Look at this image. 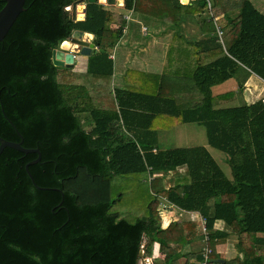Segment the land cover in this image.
<instances>
[{"label":"trees","instance_id":"16d2710c","mask_svg":"<svg viewBox=\"0 0 264 264\" xmlns=\"http://www.w3.org/2000/svg\"><path fill=\"white\" fill-rule=\"evenodd\" d=\"M77 1L26 0L0 43V138L39 151L7 148L0 156V264H202L204 226L212 264H229L216 248L232 237L240 253L232 264H264V97L239 104L251 76L264 81V13L250 0H124V12L146 24L142 37L151 25L159 32L153 36L170 40V53L186 51L187 69L166 82L134 74L132 85L114 90L116 109L106 110L87 87L58 81L69 70L55 67L52 54L76 31L93 34L98 50L88 75L112 77L111 51L131 18L82 0L86 19L74 21L68 9ZM202 17L211 34L186 40L182 25ZM159 23L174 28L159 30ZM231 80L235 90L215 92ZM172 84L201 96L202 105L178 109ZM164 115L203 126L233 179L205 147L160 150L154 125ZM180 169L188 175L171 188L156 178ZM141 174L151 188L146 216L129 222L112 212L122 195L112 199L111 181ZM163 209L174 212L167 225Z\"/></svg>","mask_w":264,"mask_h":264},{"label":"rangeland","instance_id":"374dc122","mask_svg":"<svg viewBox=\"0 0 264 264\" xmlns=\"http://www.w3.org/2000/svg\"><path fill=\"white\" fill-rule=\"evenodd\" d=\"M223 2V4H226L227 1L225 0H221ZM122 6H118L116 14L118 15L119 13L124 14L123 12H121L123 9ZM120 11V12H119ZM236 12L233 11L232 13ZM231 13V14H232ZM128 14V13H127ZM129 15V14H128ZM132 16V18H131ZM208 16V14H207ZM131 21L127 23L128 28H129V34L127 37H125L122 41H120L117 46L115 47L114 50L111 51V55H113L114 57H117V61L116 64L118 66V74L117 76H115L113 78L112 77H104L102 79L99 78H95L91 75H88V66L89 63L86 61L87 58H84L86 56H81V55H76L77 59L75 60V64L76 66L73 69H68L69 71H65L66 74L69 75H65L64 78L61 77V75L58 77V81L61 84L66 85L67 83L69 84H78V85H83L85 87H87V92L89 94H91L92 96L94 95L96 98H99V100L101 101V103H97L96 102V107L101 108V109H106V110H114L117 107L116 104V100H115V96H114V90L115 89H120V87L123 88H128V85H122V86H118L119 81H120V74H122V71L126 70L129 66L128 64H132L137 66V68H141L142 63L139 62L138 56L140 55V53H138V51L136 50L138 47L135 45L130 44L129 42L132 41L134 35H138L140 30H141V26L135 21L137 20L135 15H130ZM207 17H204V19ZM203 22V17L198 19V23H186L184 25H182L181 27V32L183 33V35L185 36V39L188 41H193V40H198L204 37H207L206 35L204 36L203 33L211 34L210 32V27H205L204 29L201 28L199 23ZM168 25V23H167ZM167 25L159 23V30L165 29L167 28ZM174 26H168L167 29L168 32L171 31V29H173ZM147 29L149 30V37L148 38H143L141 35V38L147 43H149L148 46L151 45L152 42H155L154 38L156 39V41L158 40L157 36H153V34H158V30L153 29L152 27H147ZM206 30H209L210 32H206ZM127 31V30H126ZM203 32V33H202ZM219 35H221V32H218ZM170 36L167 35V38H169ZM147 39V40H146ZM164 39L161 38V40ZM154 40V41H153ZM165 43L168 45V55H169V60L167 62V69L169 70H174L176 72L178 71H184V67L179 68L178 67H174L175 62L178 60L180 63H182V60H180V54H182V59L185 57L186 55V51H182V46L181 45H177V48L180 51V54L178 53L177 50H174L172 53H170L169 50V39H164ZM169 40V41H168ZM224 40V38H223ZM225 42V40H224ZM162 43V42H161ZM183 44V43H182ZM135 46V48L133 47ZM187 50H191V49H187ZM143 53V50H142ZM112 56V57H113ZM128 56V57H127ZM127 57V58H126ZM129 57H134V58H129ZM126 58V59H125ZM140 59H144L143 57H139ZM85 61V62H84ZM85 63V68L84 65H82V63ZM124 62H126L127 64H124ZM193 65L194 60L192 61ZM185 68L187 69L186 65H184ZM174 67V68H173ZM177 68H179L177 70ZM143 70V69H141ZM135 71V70H134ZM147 73L150 70H145ZM152 73H157V70H151ZM150 71V72H151ZM171 72H168V77L166 80H171L174 78V76H172L171 74H169ZM137 74V73H135ZM174 74V73H172ZM129 75V76H128ZM134 75V74H133ZM132 75V73H128L123 79L124 81L128 82L129 80L134 79V76ZM63 79L64 82L61 81V79ZM161 82L162 80L165 79H160ZM165 80V82H166ZM133 82V81H132ZM160 82V83H161ZM159 83V85H160ZM174 85L176 84H172L169 87V89L172 90L171 95H176V93H187V95H192L194 93L190 92V90L188 89L186 92L184 91L183 88H178L175 87ZM137 86V85H136ZM165 86V83H164ZM174 88V90H173ZM237 88L236 86V81L235 80H231L219 87H217L215 89V92L218 93H222L225 91L231 92L233 90H235ZM155 89V88H154ZM160 91V88L158 86V92ZM184 96L185 94H178L177 96ZM263 96V95H262ZM263 98V97H262ZM241 101V100H240ZM246 101V100H245ZM222 102L217 101V104L219 107H224V104H221ZM243 103L242 101L239 103L241 104ZM230 105H239L236 102L234 104H232L231 102H229ZM163 120H157L155 122L154 125V129H156V131L159 132V139H158V148L160 150H169V149H177V148H190V147H205L210 154L212 155V157L217 161L218 165L220 166V168L224 171L225 175L227 176V178L229 180L233 179L232 176V170L231 167L228 163V158L227 156L210 147L208 145V139H207V134H206V129L199 125V124H184L181 123L180 121L172 120L171 124L172 126H169V124H162ZM185 172H181L179 171L176 174H168V175H161V177H158L160 179H162L163 182V186L164 187H169L171 186V184L169 185L170 182H175L176 179L181 178L179 176L184 175ZM167 180V181H165ZM152 181V180H151ZM151 194V188H150V181H149V176L147 174H141V175H130V176H116L112 179L111 181V197L112 199H117L119 197V195H122V200L119 201V203H117V205L114 207V209L112 210V212L115 213H119L121 215L122 218H125L126 220H128L129 222H135L137 219H140L142 217L146 216V202L149 199V195ZM164 215H168V211L169 210H165L163 209ZM189 219L191 218L190 215H183L181 219ZM237 244V238L236 237H232L229 242H227L224 245H220L218 246L217 249V254L220 255L221 258L225 259L226 261H228L229 264H232V261L234 259H237L239 256V250L236 246ZM202 247V246H201ZM140 264H150L148 263L145 259L140 263ZM154 264H162L161 261L155 262Z\"/></svg>","mask_w":264,"mask_h":264},{"label":"crops","instance_id":"0c3cea01","mask_svg":"<svg viewBox=\"0 0 264 264\" xmlns=\"http://www.w3.org/2000/svg\"><path fill=\"white\" fill-rule=\"evenodd\" d=\"M190 1H192V0H185L186 3H184L183 0H182V3L183 4H187ZM250 1L252 2V4L260 12L264 13V0H250ZM123 3H124V0H123ZM105 7H109V6H105ZM115 7L117 8L118 6H115ZM122 7H124V4H123ZM116 8H110V10L113 11V12H115V11H117ZM121 12L124 13V10H122ZM127 13L128 12H125L124 13V17L130 16ZM131 18H132V16H131ZM135 21L141 26V30H140V32H139L138 35H134L132 41L129 42V43L138 47L136 50L138 51V53H140V55L138 56L137 59H139V62L142 63V66H141V68H137L136 64L135 65L128 64L129 67L126 70L122 71V74H120V81H119L118 86L128 85V84L132 85L133 84L132 81H134V79L129 80L128 82L124 81V79H123L128 74V72H130V71H131L130 73H132V75L135 74V73H138V74H141V75H143L144 73L145 74H153V75L160 76L161 77V78L159 77L160 79H165V80L168 77V72H171V73H169L171 75H172V73H177L174 70H169L168 71V69H167L168 45L165 43V40L164 39L161 40V38H163L164 36L158 37V40L157 41L154 38L155 42H152L151 45L148 46L149 43L148 42L146 43L141 38V35L142 36H145L144 33L142 32V28L143 27H146V24L144 22H140L139 20H135ZM149 27H152V26L149 25ZM128 32H129V30H128ZM128 34L129 33H127V36H128ZM127 36H125V37H127ZM94 38H95V36H94ZM135 46H133V47L135 48ZM95 50H98V48L96 47L94 49V51ZM142 50H143V53H142ZM112 56L113 55H111L110 58L114 62V65H113V69H114V73H113L114 76H113V78H114L118 74V66L116 64L117 57L116 56L115 57L114 56L112 57ZM139 57H143L144 59H142V58L140 59ZM84 58H87L86 61L88 62V60H89L88 58L89 57H84ZM129 58H134V57H129ZM179 59L181 60L182 57L179 58ZM84 62L82 63V65H84V68H85V63ZM186 62L183 61L182 63H180L177 60L175 62V64H174V67H178L179 65H181V66H179V68H182L183 65H184V63H186ZM124 64H127V63L124 62ZM179 68H177V70ZM141 69H143V70H141ZM145 70H150V71L151 70H157V73L154 74V73H152V71L151 72L149 71L147 73ZM140 85H141V83H138V86H140ZM120 89H124V88L123 87H120ZM225 92H227V91H225ZM225 92H222V93H225ZM222 93H219V94H222ZM262 97H264V81L262 79H260L259 77H257L256 75H253V76H251V78L246 83L245 91H244V93L242 94V97H241L242 102H244L246 100L245 102L250 105V104H253L256 101H258ZM93 98H94L95 102H97L98 104L101 103V101L99 100V98H96L94 95H93ZM202 103H203V99H202L201 96H198V95H187L186 93H185L184 96H181V95L177 96V95H175V104H176V107L178 109H181V110L195 109L197 107H200L202 105ZM157 120H160V121L163 120L162 121V124L164 123V124H169V126H172L171 121L172 120H175V118L173 116L172 117H169V116H165L164 115V116L158 117L156 119V121ZM158 135H159V132H158ZM158 139H159V136H158ZM179 171L185 172L184 175L179 176L181 178L188 175V171L186 169H180L178 171L159 172V173L156 174V178L161 177V175H168V174H173V173L176 174ZM154 178H155V176H154ZM165 181H167V180H165ZM170 184H171V186L166 187L167 189L173 187L175 185V182H173V183L170 182L169 185ZM173 215H174V212L171 213V214H169V215H167V217H165V220H166L165 223H166V225L168 224V222L170 221L171 216H173ZM190 216H191V218H190V220H191L195 215L190 214ZM198 220H199V218H198ZM217 227L218 228H224V224L223 223H219L217 225Z\"/></svg>","mask_w":264,"mask_h":264},{"label":"water","instance_id":"95a60500","mask_svg":"<svg viewBox=\"0 0 264 264\" xmlns=\"http://www.w3.org/2000/svg\"><path fill=\"white\" fill-rule=\"evenodd\" d=\"M184 3L185 0H183ZM26 0H7L4 8L0 11V43L4 41L9 31L19 18V16L25 11ZM89 4H99L103 6L115 7L123 6V0H88ZM72 19L74 21H84L86 19L87 3L81 1L75 2L71 8ZM82 16V17H80ZM66 45H69L67 47ZM96 48V40L93 34L76 31L73 33L68 41L61 44L58 50H54L52 54V63L55 67L73 69L75 67V54L90 57ZM10 148L25 154H39L38 150H27L22 144L8 142L3 138H0V156L5 149ZM40 161L30 163V165L36 164ZM28 174H30L27 167ZM144 252L141 253L143 256ZM223 262V261H222Z\"/></svg>","mask_w":264,"mask_h":264},{"label":"built area","instance_id":"2783aa9c","mask_svg":"<svg viewBox=\"0 0 264 264\" xmlns=\"http://www.w3.org/2000/svg\"><path fill=\"white\" fill-rule=\"evenodd\" d=\"M69 10V9H68ZM126 19L130 20V16L126 17ZM77 54H75V60L77 59ZM263 103H264V99H263ZM203 231L204 233L206 234V239H205V243H206V246L204 247L203 249V262L202 264H212L211 262V255H212V249L209 247V237L206 233V228L205 226L203 227ZM146 261L150 264H153V260L152 259H146Z\"/></svg>","mask_w":264,"mask_h":264},{"label":"bare ground","instance_id":"6f19581e","mask_svg":"<svg viewBox=\"0 0 264 264\" xmlns=\"http://www.w3.org/2000/svg\"><path fill=\"white\" fill-rule=\"evenodd\" d=\"M119 1H122V0H119ZM120 7V6H119ZM80 17H82V16H80ZM67 47H69V45H66Z\"/></svg>","mask_w":264,"mask_h":264}]
</instances>
